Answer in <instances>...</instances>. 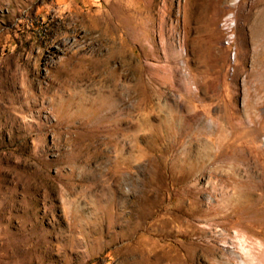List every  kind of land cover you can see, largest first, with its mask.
<instances>
[{"label": "rangeland", "instance_id": "obj_1", "mask_svg": "<svg viewBox=\"0 0 264 264\" xmlns=\"http://www.w3.org/2000/svg\"><path fill=\"white\" fill-rule=\"evenodd\" d=\"M0 264H264V0H0Z\"/></svg>", "mask_w": 264, "mask_h": 264}]
</instances>
